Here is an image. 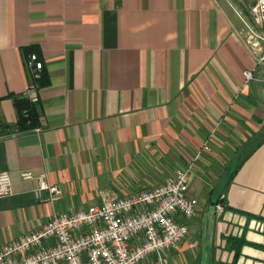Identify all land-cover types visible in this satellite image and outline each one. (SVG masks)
<instances>
[{"label": "crops", "instance_id": "0c3cea01", "mask_svg": "<svg viewBox=\"0 0 264 264\" xmlns=\"http://www.w3.org/2000/svg\"><path fill=\"white\" fill-rule=\"evenodd\" d=\"M241 21L223 0H0V170L12 181L0 247L54 213L154 187L198 154L188 237L141 264H264V69L247 80ZM33 52L40 124L22 128ZM41 174L58 199L35 195Z\"/></svg>", "mask_w": 264, "mask_h": 264}, {"label": "built area", "instance_id": "2783aa9c", "mask_svg": "<svg viewBox=\"0 0 264 264\" xmlns=\"http://www.w3.org/2000/svg\"><path fill=\"white\" fill-rule=\"evenodd\" d=\"M246 1L241 0L251 20L243 11L238 13L246 25V32L241 35L255 54V66L244 71L249 80L264 69V0H252L249 5ZM25 61L31 84L23 94L37 103V80L44 60L33 52ZM193 164L189 161L177 167L172 176L154 187L106 198L86 208L54 213L42 227L3 244L0 264H141L151 255L163 257L189 235V225L181 219L198 215L197 201L189 194ZM44 176H39L35 195L40 197L46 190L51 200L58 199L60 187ZM22 177L31 178L34 174L25 170ZM10 194L11 176L2 169L0 195ZM224 210L225 204H215L217 215Z\"/></svg>", "mask_w": 264, "mask_h": 264}, {"label": "trees", "instance_id": "16d2710c", "mask_svg": "<svg viewBox=\"0 0 264 264\" xmlns=\"http://www.w3.org/2000/svg\"><path fill=\"white\" fill-rule=\"evenodd\" d=\"M17 112L19 116V124L22 128H34L39 126V114L37 111V105L24 94L19 95L16 99ZM219 193L217 200L221 201V195ZM238 255V252H237Z\"/></svg>", "mask_w": 264, "mask_h": 264}, {"label": "rangeland", "instance_id": "374dc122", "mask_svg": "<svg viewBox=\"0 0 264 264\" xmlns=\"http://www.w3.org/2000/svg\"><path fill=\"white\" fill-rule=\"evenodd\" d=\"M229 7H234L235 9H237L238 10V12H241V11H243V13L247 16V18L249 19V20H251V18H250V15H249V11L247 10V8L245 7V4L243 3V2H241V0H223ZM247 2V4L246 5H249L250 3H252V0H247L246 1ZM241 26L240 27H242L241 28V31L242 32H246V25L244 24V22L243 21H241ZM196 157V158H195ZM193 158H195V159H191L190 161H193V162H197L199 159H201V156L199 155V156H194ZM236 161H238V158H236ZM236 164V163H235ZM234 163H233V165H235ZM233 165H231V166H233ZM178 167H180V166H178ZM142 189H145V188H141V189H136V190H133L132 192H134V191H139V190H142ZM217 198V197H216Z\"/></svg>", "mask_w": 264, "mask_h": 264}, {"label": "water", "instance_id": "95a60500", "mask_svg": "<svg viewBox=\"0 0 264 264\" xmlns=\"http://www.w3.org/2000/svg\"><path fill=\"white\" fill-rule=\"evenodd\" d=\"M211 207H212V210L215 212V205H212Z\"/></svg>", "mask_w": 264, "mask_h": 264}]
</instances>
